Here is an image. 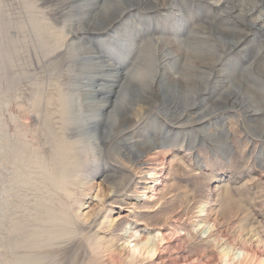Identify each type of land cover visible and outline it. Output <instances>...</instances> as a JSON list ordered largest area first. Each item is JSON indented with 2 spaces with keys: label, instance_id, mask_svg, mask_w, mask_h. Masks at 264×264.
Listing matches in <instances>:
<instances>
[{
  "label": "rangeland",
  "instance_id": "obj_1",
  "mask_svg": "<svg viewBox=\"0 0 264 264\" xmlns=\"http://www.w3.org/2000/svg\"><path fill=\"white\" fill-rule=\"evenodd\" d=\"M0 264H264V0H0Z\"/></svg>",
  "mask_w": 264,
  "mask_h": 264
},
{
  "label": "bare ground",
  "instance_id": "obj_2",
  "mask_svg": "<svg viewBox=\"0 0 264 264\" xmlns=\"http://www.w3.org/2000/svg\"><path fill=\"white\" fill-rule=\"evenodd\" d=\"M127 10L128 9H125V10H123L122 12H121V14H126L127 13ZM119 16V15H118ZM117 17V16H116ZM76 48V47H75ZM118 70H120V69H118L117 68V66L116 65H112V66H109L108 67V69L106 70V72L104 73V71L99 75L102 79V82H101V86H100V88L102 89V90H104L105 88H106V83H108L107 82V80L108 81H110V79L113 77V76H115V75H117L118 74ZM100 85V84H99ZM86 87H88V86H86ZM99 87V86H98ZM85 88V87H84ZM89 93H90V91H87V92H85V91H83V98H84V101H87L88 99H86V95H89ZM82 99V98H81ZM168 106H170V105H168ZM173 108L172 107H169V110H172ZM143 112L142 113H145L144 112V109L142 108L141 109ZM188 110H185L184 112H187ZM138 116V115H137ZM142 116H143V114H142ZM94 124V121L91 119V120H86V125L87 126H91V128L93 127L92 125ZM91 133H93L92 131H91ZM94 134V133H93ZM120 134V133H119ZM158 142V141H157ZM91 144V143H90ZM154 145H158V143H156V142H154ZM95 149L97 148L96 147V145L95 144H93L92 145ZM96 155V154H95ZM144 158V156H139V157H137L136 158V162L137 163H140L141 162V160ZM152 173H150V175H151ZM145 175H149V173H145ZM208 233V232H207ZM247 254V253H246ZM244 254H243V252H240L239 253V255H238V257L237 258H240V259H243L244 258ZM247 257V256H246ZM241 263V262H240Z\"/></svg>",
  "mask_w": 264,
  "mask_h": 264
},
{
  "label": "water",
  "instance_id": "obj_3",
  "mask_svg": "<svg viewBox=\"0 0 264 264\" xmlns=\"http://www.w3.org/2000/svg\"><path fill=\"white\" fill-rule=\"evenodd\" d=\"M164 147V146H163Z\"/></svg>",
  "mask_w": 264,
  "mask_h": 264
}]
</instances>
